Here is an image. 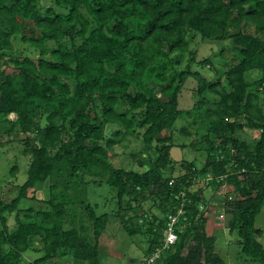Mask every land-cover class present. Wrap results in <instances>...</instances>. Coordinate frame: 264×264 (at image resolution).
I'll list each match as a JSON object with an SVG mask.
<instances>
[{
    "label": "trees",
    "instance_id": "1",
    "mask_svg": "<svg viewBox=\"0 0 264 264\" xmlns=\"http://www.w3.org/2000/svg\"><path fill=\"white\" fill-rule=\"evenodd\" d=\"M53 1L57 7L42 9L39 0H0V133L23 134L22 153L30 160L16 194L9 201L0 197V264H56L67 256L70 264H101L99 237L109 214L128 233L146 235L145 256L130 261L146 264L161 249L168 216L179 209L177 240L150 264H228L206 231L221 185L237 194L224 196L219 208L229 233L241 254L264 264V230L255 226L264 204V0ZM194 37L218 43L221 58L232 53L225 84L210 55L191 68ZM17 41L31 53L26 46L14 53ZM185 54L187 66L180 68ZM190 76L195 101L181 109L178 97ZM188 118L179 132L190 137L193 130L189 145L204 151L202 164L187 161L184 173L166 176L172 130ZM108 123L124 130L106 137ZM245 128L258 136L240 138ZM165 130L169 134L161 135ZM127 134L140 138L146 151L132 154L138 169L117 167L108 156L117 137ZM17 170L14 164L10 173ZM43 182L49 183L47 197L28 195ZM103 187L111 212L93 198ZM206 189L213 191L210 203ZM24 199L44 206H21ZM146 200L152 211L143 210ZM77 206L91 224V238L83 228L64 226ZM12 213L16 224L10 228ZM37 237L42 255L22 259Z\"/></svg>",
    "mask_w": 264,
    "mask_h": 264
},
{
    "label": "rangeland",
    "instance_id": "2",
    "mask_svg": "<svg viewBox=\"0 0 264 264\" xmlns=\"http://www.w3.org/2000/svg\"><path fill=\"white\" fill-rule=\"evenodd\" d=\"M39 4L42 9H45L48 6H55L53 0H39ZM27 22V21H26ZM33 25L30 21H28L26 25V34H30L29 28H32ZM35 34H39V30L35 32ZM68 44L69 39H65ZM199 37H194L191 42L192 49L197 48V56L196 62L191 64L192 69H198L200 66L197 64L198 59L202 57L210 55L214 65L216 68H219V73L216 76L221 77L222 82L225 84L226 80L223 75V71L228 67V65L233 62L234 58L230 51H226V58H221L216 52V48L218 43L204 41L200 42ZM79 42L76 39L75 43ZM49 46H52L53 43L51 41L48 42ZM27 47V51L31 53V48L25 43L23 44L20 41L15 43L14 53L18 54L21 50V47ZM215 49V52H214ZM189 55L185 54L182 58V62L180 64V68L186 67L188 63ZM201 71L206 72L201 69ZM203 72V73H204ZM206 74V73H205ZM256 75V71L253 72L252 76ZM1 80V77H0ZM196 85V79L192 76L188 77L181 88L179 94V107L181 109H188L192 106L195 101V95L193 94L194 88ZM209 100H213L214 97L208 96ZM10 119H14L16 115L11 113L8 115ZM187 121L177 120L176 126L173 128L172 136L174 145L170 149L171 154V165H169L165 171L166 176L171 175H179L186 171V162L193 161L198 167L201 166L204 151L194 150L189 144L190 139H195L194 132L192 130V135L186 136L179 132V127H181L184 122H190V118L186 119ZM124 130L117 124L108 123L105 127V136L109 137L112 135V132L116 129ZM239 132V131H238ZM169 134V130H165L161 133L163 136H167ZM238 136L247 142H251L255 137L258 136V132L254 129L245 128L239 133ZM24 135H5L0 133V141L3 144H0V197L3 200L9 201L17 192V186L22 183L27 177V168L29 165V156L22 153L23 143L21 140ZM119 141L108 148V156L110 161L117 166L123 167L125 169H138L140 166L138 164V155H145V150L143 147V143L140 138L133 136L132 134H127L124 137H117ZM192 139V140H193ZM156 142V141H155ZM185 143L184 147H181L180 144ZM138 154L132 156V154ZM17 164L18 170L16 172V176H13L10 173V168L12 165ZM48 184L47 182L38 183L34 186L33 189H29L28 195H37V197H47L48 196ZM83 184V183H82ZM81 184V185H82ZM198 182L193 184V190L198 187ZM200 184V183H199ZM218 196H216L213 201L214 203H210L209 200L213 196V191L211 189L204 190V195L206 196V202L210 203L208 218L206 222V231L210 235H214L216 237L214 251L216 254H219L224 261L228 264H255L252 259L244 256L240 253V246L236 242L235 233H229L226 227V214L222 218H219V208L222 205V199L224 196H228L230 198H234L237 194L232 192V187L221 185L219 189L216 191ZM110 194L108 192V188H99V190L95 191V195L93 196L94 200L100 203L99 209L101 211H110L113 208V202H105V198L103 196ZM230 195V196H229ZM151 200H146L143 203V210L152 211ZM44 206L42 203H36L35 201L28 199H24L21 202V206H29V205ZM221 207V208H222ZM154 208V207H153ZM81 210V211H80ZM222 210V209H221ZM138 212V211H137ZM221 212V211H220ZM82 213V214H81ZM141 213V212H138ZM71 215L75 216L71 221L67 220L64 224L65 227L76 226L79 228L85 229V234L91 238L93 235L91 224L88 223V220L84 219L85 214L81 207H76V209L72 210ZM82 215V216H81ZM83 218V219H81ZM7 224L10 228L15 226L14 214L12 213L7 218ZM146 227V225H144ZM143 226V227H144ZM255 226L264 230V204L261 207L260 212L257 214L255 218ZM147 237L143 234V232H134L128 233L126 229L123 228L121 222L112 214H109L108 222L103 233L99 237L98 250L100 252L101 264H131L130 261L132 259H137L141 261L145 256L144 252L146 249V241ZM34 247L24 252L22 255V259L33 260L42 255V242L37 237L34 239ZM38 250H34V249ZM51 260L48 261L49 264ZM69 257H60L57 259L56 264H70Z\"/></svg>",
    "mask_w": 264,
    "mask_h": 264
},
{
    "label": "built area",
    "instance_id": "3",
    "mask_svg": "<svg viewBox=\"0 0 264 264\" xmlns=\"http://www.w3.org/2000/svg\"><path fill=\"white\" fill-rule=\"evenodd\" d=\"M182 213V210L179 209L178 212L176 213V215H172L170 214L168 216V222H167V226L164 229L163 232V243L161 246V249H156L155 251H153L148 258L146 259V264H150L152 261L156 260L157 258L160 257L161 255V251L164 248H167L168 246L172 245L173 243H175V241L177 240V233L175 232V224L177 221V217L179 216V214ZM219 218H222L224 216L223 211L220 212L219 214Z\"/></svg>",
    "mask_w": 264,
    "mask_h": 264
}]
</instances>
